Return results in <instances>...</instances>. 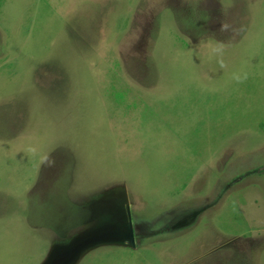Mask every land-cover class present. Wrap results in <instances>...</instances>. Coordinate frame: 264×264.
<instances>
[{"label":"rangeland","instance_id":"1","mask_svg":"<svg viewBox=\"0 0 264 264\" xmlns=\"http://www.w3.org/2000/svg\"><path fill=\"white\" fill-rule=\"evenodd\" d=\"M262 169L264 0H0V264H264Z\"/></svg>","mask_w":264,"mask_h":264},{"label":"crops","instance_id":"2","mask_svg":"<svg viewBox=\"0 0 264 264\" xmlns=\"http://www.w3.org/2000/svg\"><path fill=\"white\" fill-rule=\"evenodd\" d=\"M75 154H76V159H78V160L75 159V161L79 162L80 158L82 159V157H80V155L82 156V154H80V153H79V155L77 153H75ZM70 169H72V168H70ZM59 175H61V176H89V173L85 172L84 165L81 164V165H78V166L76 165L75 168L73 170H71L70 172H68L66 174H59ZM39 182H41V181L39 180L38 183ZM33 195L34 194H32V196ZM67 200H68L67 204H69V205L70 204H75V201L69 196V193H68V196H67ZM89 202H90L89 196H87L84 192H83V194H81L77 198V202L76 203L79 204V207L77 208L78 209L77 212L79 213V215H77V216H79V218H78L79 222L73 227L74 229L72 230V234H69L65 238V242L63 243V246H65L66 248L71 247L72 250L68 251L66 249L65 252H64V256H56L57 255V253H56L54 255V257L52 258L51 262H57V260L59 261L61 259H64L66 262H71L73 260L72 257L75 254H77V250H79V248L81 249V252H82L83 249H85V248H87L89 246H93V245L103 246V245L107 244V242L111 238H114L112 235L107 236L106 233H105L106 230H104L101 233L98 232L97 234L89 235L88 230H87L89 223L84 222L83 220H81L82 215L85 214V213H88ZM126 203H127L126 206L128 208H130V205H131L130 202L127 201ZM180 217L181 216L178 215V216L170 219V220H172L171 222H169L170 221L169 220L166 223H162L161 229L163 228L164 231L159 229L157 231H154L153 235H155V236H158V235L173 236V235H175V237H176V235L181 234L185 230V224H186L185 214L181 218ZM170 224H173V225L170 226ZM144 226L150 228L147 225H143V224L141 225V223L138 224V228H141V227H144ZM49 228H52V227L49 226ZM166 228H167V230H166ZM76 230H78V231L76 232ZM176 231H177V233H176ZM159 232H161V233H159ZM122 233H124L125 235L123 237H120L119 240L116 241V242H118V244H120V246L126 245V248H132L133 250H135V249H137V247L139 245L142 244V238H140L141 241H139V240L136 241V239H135V230L133 229V227L129 228V229H126V232H122ZM53 241H54L53 244H55V241H57V243H58V240H57L56 236H55ZM112 242H114V241H112ZM196 261H201V260L197 259ZM206 263L207 264L208 263L209 264H217L216 261L211 260V259L207 260Z\"/></svg>","mask_w":264,"mask_h":264},{"label":"flooded vegetation","instance_id":"3","mask_svg":"<svg viewBox=\"0 0 264 264\" xmlns=\"http://www.w3.org/2000/svg\"><path fill=\"white\" fill-rule=\"evenodd\" d=\"M126 205H127V203H126ZM148 230H149V228L146 226L138 228L135 232L136 241L139 240L141 237L147 236ZM166 230H167V228H166ZM162 231H164V230L162 229Z\"/></svg>","mask_w":264,"mask_h":264},{"label":"trees","instance_id":"4","mask_svg":"<svg viewBox=\"0 0 264 264\" xmlns=\"http://www.w3.org/2000/svg\"><path fill=\"white\" fill-rule=\"evenodd\" d=\"M259 173H264V170H263V169H262V170H260V171H259Z\"/></svg>","mask_w":264,"mask_h":264}]
</instances>
